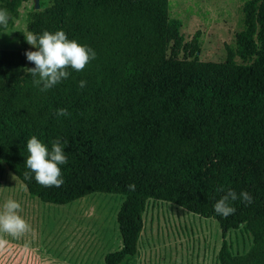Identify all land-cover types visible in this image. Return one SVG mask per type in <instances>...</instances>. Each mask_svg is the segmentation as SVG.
Returning a JSON list of instances; mask_svg holds the SVG:
<instances>
[{
  "label": "trees",
  "instance_id": "obj_1",
  "mask_svg": "<svg viewBox=\"0 0 264 264\" xmlns=\"http://www.w3.org/2000/svg\"><path fill=\"white\" fill-rule=\"evenodd\" d=\"M23 1L0 4L9 13L0 31ZM48 1L27 14V32L62 29L96 55L41 91L29 71L34 63L22 51L0 50V162L43 203L124 196L116 215L121 247L104 264L136 255L147 199L213 218L223 231L244 224L248 251L232 255L223 241L217 261L264 264V65H238L229 49L221 62L167 59L176 25L167 19L168 0ZM247 18L263 25L264 57V11ZM58 108L69 114L58 117ZM32 135L49 149L57 138L67 141L59 187L38 184L26 168ZM221 188L252 200L233 201L236 211L221 217L212 207Z\"/></svg>",
  "mask_w": 264,
  "mask_h": 264
},
{
  "label": "rangeland",
  "instance_id": "obj_2",
  "mask_svg": "<svg viewBox=\"0 0 264 264\" xmlns=\"http://www.w3.org/2000/svg\"><path fill=\"white\" fill-rule=\"evenodd\" d=\"M13 0H0V4ZM38 10L48 0H37ZM34 0L21 2L12 25L0 31V50H34L27 14ZM264 11V0H168L167 19L176 22L168 41L169 60L221 62L229 49L238 65H264L262 23L247 16ZM12 198L29 224L19 237L0 232V264H104L105 254L121 247L116 215L124 196L93 193L66 205L43 203L0 162V204ZM137 253L125 264H219L223 241L232 255L245 254L252 235L244 224L223 231L203 218L165 201L147 199L141 212Z\"/></svg>",
  "mask_w": 264,
  "mask_h": 264
},
{
  "label": "clouds",
  "instance_id": "obj_3",
  "mask_svg": "<svg viewBox=\"0 0 264 264\" xmlns=\"http://www.w3.org/2000/svg\"><path fill=\"white\" fill-rule=\"evenodd\" d=\"M9 21V13L0 8V26H5ZM26 42L34 47V50H26L25 57L34 63L29 68L34 77L33 83L40 86L41 91H46L54 85L67 79L70 75L69 68L75 71L82 70L85 65L95 58V51L87 45L79 43L75 39H69L67 34L58 29L54 32L47 30L42 33L29 31L24 36ZM38 77V78H36ZM80 87H84L85 81L80 80ZM66 108H58L56 115L67 116ZM67 141L61 142L60 138L51 142V148L42 142L37 136L32 135L26 141L28 152L25 158V166L34 174L35 181L45 187H59L63 182L60 165L67 163V155L64 151ZM223 195L213 204L214 212L227 217L236 211L233 201L251 202L252 196L247 191L241 190L239 194L231 188L220 189ZM21 204L12 198H8L0 204V232L12 237H19L29 230L30 226L19 215ZM0 243H3L0 241Z\"/></svg>",
  "mask_w": 264,
  "mask_h": 264
},
{
  "label": "water",
  "instance_id": "obj_4",
  "mask_svg": "<svg viewBox=\"0 0 264 264\" xmlns=\"http://www.w3.org/2000/svg\"><path fill=\"white\" fill-rule=\"evenodd\" d=\"M39 6H38V2L37 0H34V10H38Z\"/></svg>",
  "mask_w": 264,
  "mask_h": 264
}]
</instances>
